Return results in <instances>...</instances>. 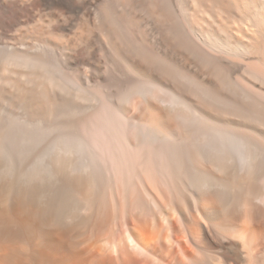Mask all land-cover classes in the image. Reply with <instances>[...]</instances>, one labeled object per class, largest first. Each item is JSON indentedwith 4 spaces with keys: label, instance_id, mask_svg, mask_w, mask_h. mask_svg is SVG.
Here are the masks:
<instances>
[{
    "label": "bare ground",
    "instance_id": "bare-ground-1",
    "mask_svg": "<svg viewBox=\"0 0 264 264\" xmlns=\"http://www.w3.org/2000/svg\"><path fill=\"white\" fill-rule=\"evenodd\" d=\"M27 12L0 264H264V0H0V27Z\"/></svg>",
    "mask_w": 264,
    "mask_h": 264
},
{
    "label": "rangeland",
    "instance_id": "rangeland-1",
    "mask_svg": "<svg viewBox=\"0 0 264 264\" xmlns=\"http://www.w3.org/2000/svg\"><path fill=\"white\" fill-rule=\"evenodd\" d=\"M38 18H39L38 14L33 15V14H30L27 12V13L23 14L22 19H20V17H19V19L17 21H14L12 23H8L2 28L0 27V43L9 41L10 38H13V33L21 25L26 26L27 24H32L35 21H37Z\"/></svg>",
    "mask_w": 264,
    "mask_h": 264
}]
</instances>
